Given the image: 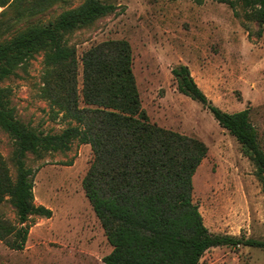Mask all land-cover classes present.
<instances>
[{
	"label": "rangeland",
	"instance_id": "obj_1",
	"mask_svg": "<svg viewBox=\"0 0 264 264\" xmlns=\"http://www.w3.org/2000/svg\"><path fill=\"white\" fill-rule=\"evenodd\" d=\"M82 1H59L40 12L22 13L30 2L18 7L9 0L0 6V41ZM105 1L116 4V12L68 36L77 52L79 91L83 53L104 40L129 41L142 107L150 121L208 146L193 176V200L206 226L214 233L264 238V194L253 162L208 107L178 90L172 72L175 66L188 65L209 100L223 111L249 107L264 148V24L247 16L243 5L232 8L218 0ZM45 71L40 52L2 86L7 87L10 104L23 123L57 133L76 122L56 114L50 99L43 96ZM14 147L11 136L0 127V153L13 177ZM26 161L37 169L35 203L53 213L30 218L24 249H12L0 240V264H106L103 258L113 247L83 188L93 161L91 145L75 140L67 151L42 157L29 153ZM0 214L17 221L10 200L0 204ZM199 264H264V249L212 247Z\"/></svg>",
	"mask_w": 264,
	"mask_h": 264
},
{
	"label": "trees",
	"instance_id": "obj_2",
	"mask_svg": "<svg viewBox=\"0 0 264 264\" xmlns=\"http://www.w3.org/2000/svg\"><path fill=\"white\" fill-rule=\"evenodd\" d=\"M28 1L22 13L40 12L66 0ZM218 1L232 8L243 5L247 16L264 24V0ZM8 2L0 0V6ZM23 2L14 0L13 5L21 7ZM116 10L117 5L109 1L83 0L0 41V127L13 139L16 168L13 177L0 153V204L10 200L17 216L12 222L0 214V240L12 249H24L30 218L53 213L35 203L37 169L27 165L28 154L42 157L64 152L79 140L90 144L93 151L83 188L113 247L103 258L106 264H199L212 247L264 249V238L214 233L206 226L193 200V176L208 146L150 121L142 107L129 41L108 39L88 48L81 58L83 85L79 91L77 52L68 36ZM40 52L46 65L43 96L50 99L56 114L76 122L57 133H44L23 123L10 104L7 87L2 86ZM172 72L178 90L208 107L236 137L255 166L264 194V148L250 108L223 111L209 100L188 65L175 66Z\"/></svg>",
	"mask_w": 264,
	"mask_h": 264
}]
</instances>
